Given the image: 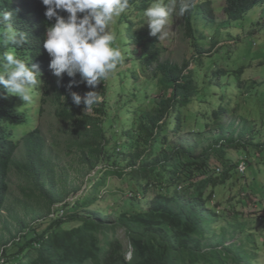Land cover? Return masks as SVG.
<instances>
[{
  "label": "trees",
  "instance_id": "16d2710c",
  "mask_svg": "<svg viewBox=\"0 0 264 264\" xmlns=\"http://www.w3.org/2000/svg\"><path fill=\"white\" fill-rule=\"evenodd\" d=\"M149 3L150 0H129L128 10L136 6L145 11ZM259 4H264V0H226L224 9L229 20H240ZM189 5V11L182 17L185 34L201 54L198 40L205 37L197 38L195 20L202 15L207 23L213 22V11L209 1L189 0ZM46 10L42 0H0V11L12 12L13 28L26 36L23 47L0 46V55L14 49L18 58L26 60L30 67L36 66L41 80L37 86L43 90L42 104L50 95L53 74L43 41L55 19L49 21ZM58 14L65 18L68 15L64 11ZM259 26L264 28V17ZM132 28L131 25V31ZM125 39L124 42L143 49L132 78H138V74L146 76L164 93L154 100L152 107L135 105L132 128L126 131L113 125L112 118L109 119L110 131L104 128L108 112L103 103L91 109V113L84 111L83 104L64 103L60 115L74 125L70 148L78 150L90 172L102 165L88 180V194L73 203L66 202L71 192L58 189V174L41 128L28 130L20 139L16 138L18 129L27 127L32 120L33 107L0 88V219L6 211L13 168L33 184L48 210L46 215L38 213L29 210L24 203L25 213L32 217L30 222L18 220V237L25 242L16 253L9 254L7 248L17 244V238L2 241L0 264H253L257 259L256 247L250 250L243 243L227 244L226 235L218 237L213 232L218 216L208 203L215 195L214 190L225 185L242 163V160L235 161L231 152L251 149L259 153L264 147L252 143V133L247 128L239 133L226 129L225 118L235 113V107L227 96L217 97L210 92L211 86L199 89L190 62L179 65L162 60L159 40L149 32ZM243 74L244 68L232 73L216 70L212 73L215 82L212 85H219L222 77L232 75L238 79V86H242ZM72 80L66 73L57 78L60 98L67 96L72 100L71 92L83 98L91 91L79 74L75 77L79 86L69 89ZM97 87L107 93L108 81H102ZM215 97L214 109L206 112L191 109L195 99L206 102ZM143 98L145 95L138 102ZM197 116L211 122L205 121L200 130H193L194 137L183 139L185 133H192V129L187 128L189 120ZM210 126H215L218 133L211 143L204 145L202 130ZM173 137L179 140L172 143ZM21 145L24 159L17 161ZM214 158L222 165L221 172H216L212 164ZM112 176L131 184L134 199L149 198L148 208L125 209L115 221L101 210L91 209L99 200L101 188ZM119 231L123 232L125 240L121 239Z\"/></svg>",
  "mask_w": 264,
  "mask_h": 264
},
{
  "label": "rangeland",
  "instance_id": "374dc122",
  "mask_svg": "<svg viewBox=\"0 0 264 264\" xmlns=\"http://www.w3.org/2000/svg\"><path fill=\"white\" fill-rule=\"evenodd\" d=\"M199 1L211 3L214 20L207 23L202 15L195 20V27L198 29L197 38L199 39L201 35L205 37L198 40L202 53L198 54L192 41L186 37L183 18L173 14L166 26L165 38L159 40L162 60H170L179 65L186 61L190 62V69L195 72L199 89L203 90L204 87L211 86L210 92L215 93L217 97L227 96L231 106L235 107V113L225 118L226 129L239 133L247 128L252 133V143L264 147V28L259 26L264 17V4L254 6L240 20H229L224 9L226 0ZM164 2L167 3L168 0ZM151 3L152 0L149 6ZM143 13L144 11L135 6L117 18L112 30L116 36L114 45L122 53V63H119V68L107 79V93L98 87L91 89L100 95L99 102L92 109L99 108L103 103L108 112V119L104 120L106 121L104 128L109 131L112 127L109 123L111 118L114 120L113 125H117L120 131L132 128L134 115L132 111L135 105H141L140 108L152 107L154 100L164 93L156 83L148 81L146 76L138 74V78H132L143 49L123 40L130 35L150 33ZM241 68H244L242 86H238V79L232 75L222 77L219 85H212L215 83L212 77L214 71L223 69L232 73ZM56 81L57 77L52 74L50 95L46 97L45 104L40 102L43 93L41 87L37 86L34 90L33 100L30 103L33 107L30 112L32 120L28 122L27 127L18 129L16 138L20 139L28 130L41 128L48 143V153L51 154L58 174V189H67L69 193L71 192L66 202L73 203L77 198H83L88 194L90 190L88 180L102 165L90 172L82 163L78 150L75 147L70 148L71 130L74 125L61 117L60 111L66 101H70V105L75 104L67 96L60 98L56 90ZM144 95L145 98L138 102ZM215 100L216 97L206 102L195 99L191 109L194 112L210 111L216 105ZM68 110L71 112L73 109ZM86 112L91 113L92 110ZM196 118L189 120L187 128L192 129V133L189 135L185 133L183 139H188L187 136L194 137L196 133L193 130H200L201 124L205 121L211 122V119L206 120L202 116ZM202 131H204L202 136L204 145L211 143L210 141L218 133L215 126ZM177 140L179 138L173 137L172 143H176ZM231 156L235 161L245 162L247 170L244 174L239 170L233 171L226 184L214 190L215 196L208 203L218 216L213 232L218 237L226 235L227 244L243 243L250 250L256 247L257 259L253 264H264V150L259 153L251 149L239 150L231 152ZM23 159L24 148L21 145L16 160L23 161ZM212 164L216 172L219 167L222 170V165L215 158ZM131 193V184L127 180H121L116 176L109 177L105 186L101 188L99 200L91 209L101 210L111 221L117 220L121 212L128 208L138 206L146 210L149 206V198L134 199ZM24 203L28 204L29 210L45 215L48 212L44 198L37 190L34 191L33 184L13 168L10 174V193L6 211L0 219V254L4 248L2 241L17 238V244L8 246L9 254L16 253L25 242L18 237L20 230L18 220L24 219L30 222L32 217L25 213ZM119 235L125 240L122 231H119Z\"/></svg>",
  "mask_w": 264,
  "mask_h": 264
},
{
  "label": "clouds",
  "instance_id": "9594fccd",
  "mask_svg": "<svg viewBox=\"0 0 264 264\" xmlns=\"http://www.w3.org/2000/svg\"><path fill=\"white\" fill-rule=\"evenodd\" d=\"M42 4L46 6L47 19H55L43 41V48L51 58L49 67L53 75L62 78L66 73L73 78L69 89L79 86L75 81L77 74L87 87L97 88L122 63L120 49L113 46L116 36L112 26L129 9V0H42ZM189 8V0H168L167 3L152 0L143 13L149 34L158 40L164 39L170 17L173 14L183 17ZM58 11L66 12L67 17ZM25 42V33L13 28L12 12L0 11V46L20 48ZM29 64L18 58L14 49L0 55V88L10 96L21 98L25 104L32 102L33 92L41 81L36 66ZM71 99L76 106L83 104L86 112L99 102L100 95L89 91L82 98L71 92Z\"/></svg>",
  "mask_w": 264,
  "mask_h": 264
},
{
  "label": "built area",
  "instance_id": "2783aa9c",
  "mask_svg": "<svg viewBox=\"0 0 264 264\" xmlns=\"http://www.w3.org/2000/svg\"><path fill=\"white\" fill-rule=\"evenodd\" d=\"M246 167H247V166H246V164H245L244 162L240 163V165L238 166V170H239V172H240L241 174H244V173L246 172V170H247ZM221 171H222V170H221L220 167L217 168V173H218V172H221ZM214 196H215V195H214ZM214 196H213V197H214ZM127 257L130 258V257H131V254L128 253Z\"/></svg>",
  "mask_w": 264,
  "mask_h": 264
}]
</instances>
